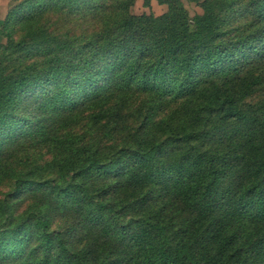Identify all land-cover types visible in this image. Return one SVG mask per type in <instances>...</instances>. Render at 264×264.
Returning <instances> with one entry per match:
<instances>
[{
	"label": "trees",
	"instance_id": "trees-1",
	"mask_svg": "<svg viewBox=\"0 0 264 264\" xmlns=\"http://www.w3.org/2000/svg\"><path fill=\"white\" fill-rule=\"evenodd\" d=\"M12 1L0 264H264V0Z\"/></svg>",
	"mask_w": 264,
	"mask_h": 264
},
{
	"label": "rangeland",
	"instance_id": "rangeland-1",
	"mask_svg": "<svg viewBox=\"0 0 264 264\" xmlns=\"http://www.w3.org/2000/svg\"><path fill=\"white\" fill-rule=\"evenodd\" d=\"M15 1H19V0H14L12 2H15ZM10 4V3H9ZM184 5L185 7L187 8L189 14L191 15L192 13L194 12H198L199 9L198 7H196L195 5L191 4V3H186L184 2ZM164 9V7L162 5H158L156 4L154 1H151V4H150V10L154 13V14H159L160 12H162ZM131 11L134 12V13H140L142 11H147L146 8H144L142 5H141V0H134V3L131 7ZM3 41V40H2Z\"/></svg>",
	"mask_w": 264,
	"mask_h": 264
},
{
	"label": "crops",
	"instance_id": "crops-1",
	"mask_svg": "<svg viewBox=\"0 0 264 264\" xmlns=\"http://www.w3.org/2000/svg\"><path fill=\"white\" fill-rule=\"evenodd\" d=\"M10 0H0V22L5 16Z\"/></svg>",
	"mask_w": 264,
	"mask_h": 264
}]
</instances>
